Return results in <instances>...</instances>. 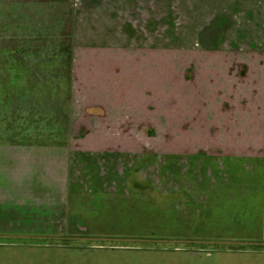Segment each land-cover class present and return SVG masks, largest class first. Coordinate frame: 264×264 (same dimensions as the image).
I'll list each match as a JSON object with an SVG mask.
<instances>
[{"label": "rangeland", "instance_id": "1", "mask_svg": "<svg viewBox=\"0 0 264 264\" xmlns=\"http://www.w3.org/2000/svg\"><path fill=\"white\" fill-rule=\"evenodd\" d=\"M25 143L64 145L76 177L148 181L67 193L77 231L0 233V264H264V165L198 203L203 224L163 194L185 154L264 156V0H0V159Z\"/></svg>", "mask_w": 264, "mask_h": 264}, {"label": "crops", "instance_id": "2", "mask_svg": "<svg viewBox=\"0 0 264 264\" xmlns=\"http://www.w3.org/2000/svg\"><path fill=\"white\" fill-rule=\"evenodd\" d=\"M97 132L95 133L101 135ZM11 147H4L3 151V159L8 156L9 160L3 163V159H0V233L18 231L23 233V237L43 233H74L80 220L75 215L70 225L65 224L64 214L69 211L64 206L67 193L75 190L83 196L94 199L92 196L98 195L106 201L108 197L124 192L125 185L147 180L132 176L123 182L124 177L112 173L104 176H73L71 171L68 173V164L73 165L74 159H68L67 149L60 144H55L57 150H54L44 144L25 143L19 145L20 149L15 150L18 154L14 155ZM97 156L100 159L98 161L104 160L105 155L102 153ZM172 156L165 155L164 163V168H169L171 172L174 168ZM185 158L190 165L188 174L167 176L163 194L181 200L189 198L191 204L195 205L194 212L189 213H194L196 220L202 224L214 212L198 211V203L208 200V194L250 190L252 171L256 166L264 165V156L256 160L253 166L251 162L237 159L234 154L203 150L185 154ZM10 162L19 169V174H11L9 169L6 170L7 167L2 168L7 163L11 167ZM243 171L247 172V177ZM184 196L186 197L183 198ZM27 201L29 204L32 202V205H26ZM200 234L203 235L202 232Z\"/></svg>", "mask_w": 264, "mask_h": 264}, {"label": "trees", "instance_id": "3", "mask_svg": "<svg viewBox=\"0 0 264 264\" xmlns=\"http://www.w3.org/2000/svg\"><path fill=\"white\" fill-rule=\"evenodd\" d=\"M249 245H253V246H261L262 242H253V241H248Z\"/></svg>", "mask_w": 264, "mask_h": 264}]
</instances>
